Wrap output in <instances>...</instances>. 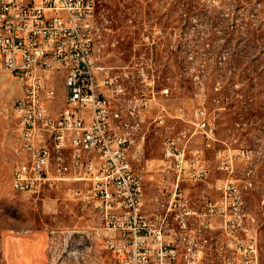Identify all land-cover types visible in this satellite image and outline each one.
Masks as SVG:
<instances>
[{"label":"built area","instance_id":"built-area-1","mask_svg":"<svg viewBox=\"0 0 264 264\" xmlns=\"http://www.w3.org/2000/svg\"><path fill=\"white\" fill-rule=\"evenodd\" d=\"M97 5L0 0V72L22 85L5 102L19 124L12 187L40 193L65 183L68 198L97 214L91 224L51 228L46 264H260L258 228L232 162L220 160L228 176L209 181L204 147L192 145L198 133L207 146L215 139L205 106L190 119L184 107L171 114L157 96L170 88L157 90L143 62L109 64ZM154 109L159 125L169 115L195 127L166 135L162 192L146 196L141 161ZM184 176L202 183L196 196L181 187Z\"/></svg>","mask_w":264,"mask_h":264},{"label":"rangeland","instance_id":"rangeland-1","mask_svg":"<svg viewBox=\"0 0 264 264\" xmlns=\"http://www.w3.org/2000/svg\"><path fill=\"white\" fill-rule=\"evenodd\" d=\"M100 21L108 27L109 64L143 62L155 77L157 94L171 114L184 107L188 118L205 106L215 130L211 146L202 133L193 144L204 147L208 180L226 178L220 160L232 162L233 177L244 184L243 196L258 228L260 264H264V0H98ZM57 108L63 85L57 82ZM22 85L11 72H0V264H45L48 231L56 226L93 223L97 214L68 198L67 184L40 193L12 187L17 160L14 143L18 119L5 109ZM146 124L141 165L145 187L165 182L159 165L167 134L195 125L168 115L166 125ZM250 148V149H249ZM248 149V150H247ZM184 176L181 187L196 196V185ZM213 195L218 194L213 191Z\"/></svg>","mask_w":264,"mask_h":264},{"label":"crops","instance_id":"crops-1","mask_svg":"<svg viewBox=\"0 0 264 264\" xmlns=\"http://www.w3.org/2000/svg\"><path fill=\"white\" fill-rule=\"evenodd\" d=\"M162 184L163 183H161V184H154V187H153V189H151V191H150V193L149 192H147V190H146V196H153L154 194H161V192H162ZM196 185H198V183H195ZM199 185H200V183H199ZM46 245H47V238H46ZM45 264H46V248H45Z\"/></svg>","mask_w":264,"mask_h":264}]
</instances>
